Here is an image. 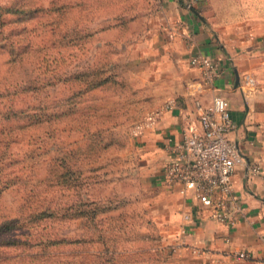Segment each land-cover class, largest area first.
<instances>
[{
    "label": "rangeland",
    "instance_id": "374dc122",
    "mask_svg": "<svg viewBox=\"0 0 264 264\" xmlns=\"http://www.w3.org/2000/svg\"><path fill=\"white\" fill-rule=\"evenodd\" d=\"M229 3L250 11L224 0V19ZM164 6L0 0V227L10 230L0 264L167 260L173 247L155 221L159 194L147 187L152 167L134 134L172 105L148 80L164 50Z\"/></svg>",
    "mask_w": 264,
    "mask_h": 264
},
{
    "label": "crops",
    "instance_id": "0c3cea01",
    "mask_svg": "<svg viewBox=\"0 0 264 264\" xmlns=\"http://www.w3.org/2000/svg\"><path fill=\"white\" fill-rule=\"evenodd\" d=\"M193 1L165 0L164 34L156 41L164 50L148 80L161 84V95L172 97L173 106L163 109L156 129L140 137L152 167L147 187L159 194L155 221L173 247L163 264H264V178L247 170L256 164L264 170V0H242L250 6L244 19L243 10L237 12L239 6L230 3L231 14L224 19V0H209L203 15L192 8ZM165 32L170 39L165 40ZM198 54L217 65L219 77L197 96L191 86L203 76L190 60ZM246 76L256 81L250 94L244 92ZM216 95L229 105L235 125L229 139L245 157V165L233 176V226L213 219L211 209L194 196H182L163 178L172 145L182 140V129L196 118V97L207 106Z\"/></svg>",
    "mask_w": 264,
    "mask_h": 264
},
{
    "label": "built area",
    "instance_id": "2783aa9c",
    "mask_svg": "<svg viewBox=\"0 0 264 264\" xmlns=\"http://www.w3.org/2000/svg\"><path fill=\"white\" fill-rule=\"evenodd\" d=\"M204 1L194 0L192 8ZM190 65L199 69L203 76L202 82L191 86L192 93L198 96L205 85H212L219 77V71L209 57L200 54L191 58ZM255 87L256 81L246 76L244 92L250 94ZM194 105L196 118L182 129V140L172 145V155L165 165L163 178L182 196H194L204 207L211 209L213 219L233 226L236 224L230 208L233 176L238 167L245 165V157L238 145L229 139L235 128L229 105L220 95H216L207 106L196 97ZM162 115L163 111H157L136 125L135 136L139 138L147 130L156 129ZM247 170L253 176L264 178V170L258 164L247 166ZM190 219V216H185L186 221ZM243 256L248 257V254Z\"/></svg>",
    "mask_w": 264,
    "mask_h": 264
},
{
    "label": "trees",
    "instance_id": "16d2710c",
    "mask_svg": "<svg viewBox=\"0 0 264 264\" xmlns=\"http://www.w3.org/2000/svg\"><path fill=\"white\" fill-rule=\"evenodd\" d=\"M195 11H198L197 9H195ZM10 230H9V227H8V225L7 224H5V225H3V226H1L0 227V235H4L5 233H8ZM61 243V242H60ZM60 243H55V245H58V244H60ZM49 244L48 243H46V245L44 246L45 248H48L49 246H48ZM2 246H4V245H1V247ZM47 256V253H42V254H40V255H30V256H27V258H30V259H38V258H40V257H46ZM11 262V260H9L8 258H6V259H3L2 260V263L3 264H9Z\"/></svg>",
    "mask_w": 264,
    "mask_h": 264
}]
</instances>
